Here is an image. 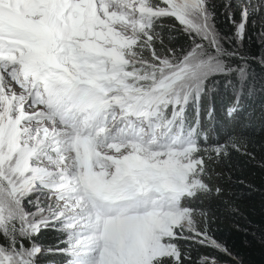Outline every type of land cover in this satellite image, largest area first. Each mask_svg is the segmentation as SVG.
I'll use <instances>...</instances> for the list:
<instances>
[{
	"label": "rangeland",
	"instance_id": "374dc122",
	"mask_svg": "<svg viewBox=\"0 0 264 264\" xmlns=\"http://www.w3.org/2000/svg\"><path fill=\"white\" fill-rule=\"evenodd\" d=\"M146 1L58 0L46 9L34 8L35 3L23 7L18 24L41 37L31 50L38 57L31 65L16 61L25 52L15 28L0 33V43L14 55L0 50V229L8 237L6 248L0 247V264H35L41 247L30 241L26 248L21 238L43 225H57L64 232L62 252L73 257L68 264H139L147 252L167 249L165 240L177 229L192 230L184 211L170 206L173 196L194 186L190 174L197 162L191 133L181 138L153 119L150 131L144 118L125 112L132 104L126 95L140 90H118L115 84L103 88L104 80L92 72L113 60L143 64L148 73H130L135 87L151 82L146 90L163 101L184 94L196 101L213 82L228 84L233 77L242 85L247 65L235 52L220 53L207 5L226 12L238 43L251 14L264 41V0H218L215 5L211 0H158L157 9ZM13 4L22 5L21 0ZM158 15L173 17L194 42L174 63L171 51L149 60L133 55L136 35L148 39L142 28H150L147 18ZM225 55L235 56L238 64L231 65ZM49 64L59 69L54 78L72 79L62 80L63 94L50 85V92L37 89L31 80L41 76L59 85L48 75ZM78 76L84 85H74ZM129 87L124 82L121 89ZM86 100L97 101V106L83 112ZM45 122H56L55 131L42 126ZM96 136L105 140L106 148L97 144ZM153 192L165 194L164 207L145 200Z\"/></svg>",
	"mask_w": 264,
	"mask_h": 264
},
{
	"label": "trees",
	"instance_id": "16d2710c",
	"mask_svg": "<svg viewBox=\"0 0 264 264\" xmlns=\"http://www.w3.org/2000/svg\"><path fill=\"white\" fill-rule=\"evenodd\" d=\"M146 2L153 9L160 6L158 0ZM210 8L220 53L235 52L242 58L247 77L242 85L234 77L228 84L213 82L215 85L206 88L196 101H163L161 97L162 103H151L150 111L169 128L195 130L192 155L197 167L190 174L194 186L179 194L174 203L184 211L192 230L177 229L165 240L167 249L147 252L139 264H264V41L252 25L251 14L238 43L226 12L218 5H207ZM147 21L151 27L142 29L149 38L136 35L134 57L149 60L171 51L174 63L193 48L191 36L173 17L150 16ZM224 59L233 66L238 64L235 56L225 55ZM121 69L148 73L140 63H126ZM125 81L129 86L136 83L132 77ZM151 84L147 82L141 89ZM148 103L141 101L137 113H144ZM7 241L0 229V247L6 248ZM21 241L26 248H30V241L41 247L35 264H68L73 258L62 252L64 232L57 225H43Z\"/></svg>",
	"mask_w": 264,
	"mask_h": 264
},
{
	"label": "bare ground",
	"instance_id": "6f19581e",
	"mask_svg": "<svg viewBox=\"0 0 264 264\" xmlns=\"http://www.w3.org/2000/svg\"><path fill=\"white\" fill-rule=\"evenodd\" d=\"M15 1H17V0H10L9 1V5H11V6H14V2ZM43 1H46V0H43ZM58 1V0H57ZM57 1H56V3L55 4H57ZM65 3H68V0H63ZM80 1V0H79ZM86 1V0H85ZM91 0H89V2H90ZM5 2V1H4ZM3 3V2H2ZM33 3H35V7L34 8H39V9H46V7L47 6H49V5H51V4H46V5H44V6H42V7H40L39 5H36V2L34 1V0H28V1H26V2H21V4L22 5H17L16 7H12V8H10V7H6V9H2V10H0V16H2L3 18H6V19H8V20H10L12 23H14V24H16V25H19V26H21L20 24H18V16L20 15V13L21 12H23V11H21V9L24 7L25 9H29V8H32V4ZM4 4V3H3ZM55 4H52V7H55L56 5ZM92 5V4H91ZM60 9H61V12H63L64 11V9L62 8V7H60ZM55 10H57V9H55ZM58 11H59V9H58ZM57 11V12H58ZM78 12V11H77ZM77 12H75V10L72 12V14H76ZM22 17H24V16H22ZM35 21V20H34ZM21 22V21H20ZM19 22V23H20ZM23 22V21H22ZM28 22V21H27ZM36 22V21H35ZM25 23V22H24ZM26 24V23H25ZM28 24V23H27ZM34 24H36V23H34ZM37 25V24H36ZM26 26V25H25ZM28 27H29V25H27ZM10 27V25L7 23V22H5L3 19H1L0 18V33L1 32H3V31H5L7 28H9ZM30 28V27H29ZM29 28H26V27H24V26H21V28H15L14 30H15V34L17 33V34H19L20 35V37H21V42L19 43V47L25 52V56L24 57H21V58H19L18 59V61H22V60H26V61H28L29 63H30V65H31V63H34L35 61H37L38 60V57L35 55V57L32 55V52L33 51H31L36 45L38 46V44H40L41 43V38L39 37V35H38V33L37 32H35V31H33L32 30V27H31V29H29ZM10 29V28H9ZM12 30V29H11ZM14 30H13V32H14ZM12 32V31H11ZM14 34V33H13ZM7 36V35H6ZM15 41V40H14ZM10 43V42H9ZM36 46V47H37ZM16 52V51H15ZM23 55V54H22ZM35 64V63H34ZM40 67V66H39ZM49 71H48V75L51 77V79H52V81H53V83H55V84H57V82H56V80H54V72H57V71H59V69L58 68H56V67H54V66H52L51 64H49ZM74 73L76 74V75H78L75 71H74ZM58 75H60V74H58ZM61 76V75H60ZM8 77V76H7ZM78 78H79V76H78ZM81 85H84V83H81ZM11 87V86H10ZM6 89H8V88H6ZM16 90V89H15ZM17 91V90H16ZM181 98H186V99H190L191 98V96H189L188 98L186 97V94H184V95H179L178 96V99H181ZM95 105V103H93V102H91V101H88L86 104H85V107H84V110H83V112H86V109L87 108H91V107H93ZM24 110L25 109H22V111L24 112ZM46 125H49V126H51V127H53L54 128V131H55V129L57 128V126H56V122H55V124L53 125V124H51V123H47V122H45L42 126H46ZM85 126V125H84ZM85 127H87V126H85ZM50 129V128H49ZM47 132V131H46ZM65 131H63V133H64ZM66 133V132H65ZM46 135H47V133H46ZM64 138V137H63ZM96 141H97V144H99V145H103V147H107L106 145H105V140L101 137V138H98L97 136H96ZM69 143V142H68ZM69 146H70V143H69ZM53 160H55V158L53 159Z\"/></svg>",
	"mask_w": 264,
	"mask_h": 264
},
{
	"label": "clouds",
	"instance_id": "9594fccd",
	"mask_svg": "<svg viewBox=\"0 0 264 264\" xmlns=\"http://www.w3.org/2000/svg\"><path fill=\"white\" fill-rule=\"evenodd\" d=\"M106 59L112 60V59H110L108 57H106ZM125 64L126 63L120 62L118 60H116V61L113 60V62L109 65V67L105 66L101 70L104 71V72H108L112 67H115L117 70L114 73H110V74L106 75L107 80H118V81H120L123 84L124 82H126L125 81L126 77H131V74H130L131 72H129V71L125 70V69H121ZM146 89H148V87L144 88V89H137L135 87V85H133V86H131L129 88H124V89L119 88V90H140V91L137 92V94L139 96H143V97H150V96L155 94V93H153L152 90H146ZM154 96L161 97L160 95H157V94H155Z\"/></svg>",
	"mask_w": 264,
	"mask_h": 264
}]
</instances>
